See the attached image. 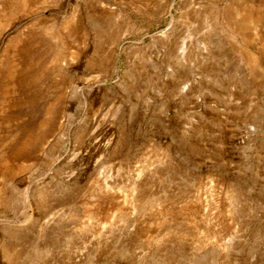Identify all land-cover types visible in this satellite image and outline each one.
I'll list each match as a JSON object with an SVG mask.
<instances>
[{"label": "rangeland", "instance_id": "obj_1", "mask_svg": "<svg viewBox=\"0 0 264 264\" xmlns=\"http://www.w3.org/2000/svg\"><path fill=\"white\" fill-rule=\"evenodd\" d=\"M229 5L264 29V0H0V264H264V56Z\"/></svg>", "mask_w": 264, "mask_h": 264}, {"label": "bare ground", "instance_id": "obj_2", "mask_svg": "<svg viewBox=\"0 0 264 264\" xmlns=\"http://www.w3.org/2000/svg\"><path fill=\"white\" fill-rule=\"evenodd\" d=\"M234 13H235V16L232 17V14ZM223 17H224V20L227 22V24L232 26L233 31L237 32V34L240 35L241 40L243 41L244 44L248 46H252L253 48V46H255V43L258 41L257 42L258 46L255 47L256 51H259L260 53L262 52V55L264 56V29L261 30L258 33V35H253V33L249 31L253 27V24L255 23V21L260 18L259 15H254L253 12L244 10V9L243 10L241 9V12H236L235 8L229 5L223 10ZM233 48L236 51L244 54L243 50L237 47V45L233 46ZM247 55L249 54L247 53ZM246 59L251 65L250 67L253 70V76L254 74L257 75L258 69L255 70L257 60L250 56L249 57L247 56ZM260 77H262V75H260Z\"/></svg>", "mask_w": 264, "mask_h": 264}]
</instances>
